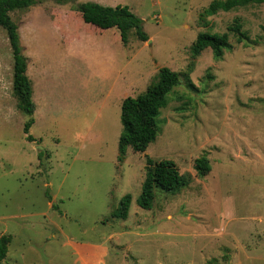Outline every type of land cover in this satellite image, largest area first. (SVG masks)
Instances as JSON below:
<instances>
[{
  "label": "rangeland",
  "instance_id": "obj_1",
  "mask_svg": "<svg viewBox=\"0 0 264 264\" xmlns=\"http://www.w3.org/2000/svg\"><path fill=\"white\" fill-rule=\"evenodd\" d=\"M35 1L10 13L28 59L33 142L0 28V235L11 240L1 264H79L75 242L102 243L105 264H264V5L219 12L203 27L212 0ZM83 2L127 6L148 41L130 30L123 46L115 28L95 31L74 11ZM235 17L249 42L229 35L220 59L210 49L192 56L197 34L225 33ZM161 67L179 84L159 134L118 162L121 102ZM145 156L171 160L189 178L175 193L154 189L149 210L136 203ZM200 156L211 167L204 177L193 170ZM127 194V218H111Z\"/></svg>",
  "mask_w": 264,
  "mask_h": 264
},
{
  "label": "trees",
  "instance_id": "obj_2",
  "mask_svg": "<svg viewBox=\"0 0 264 264\" xmlns=\"http://www.w3.org/2000/svg\"><path fill=\"white\" fill-rule=\"evenodd\" d=\"M64 4L67 0H56ZM35 0H0V28L6 31L9 46L12 52V92L17 100L19 110L28 117L24 123L23 133L27 142H33L29 129L34 124L33 114L35 105L32 101V84L27 75L28 59L23 54L20 45L18 27L10 17L13 11L26 10L35 5ZM264 5V0H212L199 14V23L207 26V18L219 12L228 13L250 6ZM74 11L79 13L81 20L94 30H108L115 28L123 46L128 44L130 30L140 42L148 41L143 31L142 20L135 16L127 6H103L95 2H83L73 5ZM264 32V20L262 25ZM229 35L239 42H249V34L243 30L242 21L235 17L226 32L197 34L190 47L192 56H199L204 50L210 49L216 59H220L225 52L232 49ZM179 84V74L167 67L158 69L156 81L136 97H126L121 102L120 121L122 131L118 139L117 161L122 162L127 148L133 152L145 153L149 144L155 141L159 134L158 117L162 109L168 105V95ZM193 170L199 177L206 176L210 170L209 160L200 156L194 160ZM189 184V178L179 173L177 165L171 160L154 161L145 156V174L141 183L140 194L136 200L137 205L144 210L152 207L154 189L166 193H175ZM131 196L124 195L117 208L112 212L111 218L125 220L128 216ZM10 237L0 235V264L7 254Z\"/></svg>",
  "mask_w": 264,
  "mask_h": 264
},
{
  "label": "crops",
  "instance_id": "obj_3",
  "mask_svg": "<svg viewBox=\"0 0 264 264\" xmlns=\"http://www.w3.org/2000/svg\"><path fill=\"white\" fill-rule=\"evenodd\" d=\"M72 248L77 255L76 261L79 264H105L106 262L107 248L102 243L82 244L75 242L72 244ZM84 248L88 253L84 252Z\"/></svg>",
  "mask_w": 264,
  "mask_h": 264
},
{
  "label": "water",
  "instance_id": "obj_4",
  "mask_svg": "<svg viewBox=\"0 0 264 264\" xmlns=\"http://www.w3.org/2000/svg\"><path fill=\"white\" fill-rule=\"evenodd\" d=\"M37 149H38L39 151H41V147H40V146H37Z\"/></svg>",
  "mask_w": 264,
  "mask_h": 264
}]
</instances>
